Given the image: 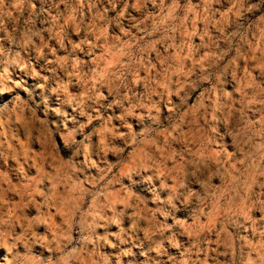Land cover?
<instances>
[{"label": "clouds", "instance_id": "obj_1", "mask_svg": "<svg viewBox=\"0 0 264 264\" xmlns=\"http://www.w3.org/2000/svg\"><path fill=\"white\" fill-rule=\"evenodd\" d=\"M13 187L0 264H264V0H0Z\"/></svg>", "mask_w": 264, "mask_h": 264}, {"label": "rangeland", "instance_id": "obj_2", "mask_svg": "<svg viewBox=\"0 0 264 264\" xmlns=\"http://www.w3.org/2000/svg\"><path fill=\"white\" fill-rule=\"evenodd\" d=\"M135 14V13H134ZM114 15V13H113ZM40 71L41 72H44L45 69L44 68H40ZM18 75H23L22 73L18 74ZM24 79H27L29 81V87H31L33 84L35 83H39L38 80H33L31 77H28V76H24ZM17 91H20L19 89ZM34 91H37L39 93V90L38 89H34ZM50 96L52 95V93L49 91L48 93ZM24 95L26 96L27 94L24 93ZM39 98V96H38ZM52 105L54 107L56 106H61V107H67L66 105H62L61 104V98L58 97V96H53L52 98V101H51ZM69 112L72 113V115H77V113L71 109L70 107L68 108ZM51 117L53 120H58V119H62V117H59L56 115L55 112H52L51 113ZM78 119H82L81 117H77ZM53 127H55V124L52 125ZM58 139L60 140V144H61V147H63V138L62 137H58ZM36 146L40 149L39 153H33V158H32V171L34 173L38 172V168H37V159H40V160H43V158L45 156L49 157L50 158V164H49V167H51L52 164L55 163L56 161V156L53 155V149L55 148V144H52L50 143V139L47 135V130L46 128H43L42 126V129H38L37 132H36ZM132 149H129V155L131 156L132 155ZM65 156L69 155L67 149H65ZM11 163L15 164V161H12ZM16 167H19V165H16ZM141 191H144V187L141 186ZM12 195L15 196V201L12 202V203H5L3 205H0V207H3V210L5 212V214L8 216V218L10 219H14L16 222H17V227L19 228V221H20V217L19 216H16L14 215V211L16 209V206H17V203L19 200H20V196L19 195H16V189L15 187H13L12 189ZM37 199H39L37 197ZM33 212H34V207H33ZM183 215V213L181 214ZM255 215L259 216L260 213H256ZM180 229H183V224H181L179 226ZM245 235H248L251 239H253L255 242L259 243V238L257 236H255L253 233H250V232H245ZM213 239H217V237H213ZM216 245L214 244L213 247H215ZM108 251L110 252H113V253H117V250L115 249H108ZM137 252V258L140 260V261H143L144 260V257L141 253V250L139 248H137L135 250ZM174 254H177L178 253L176 252L175 249H172L171 250ZM127 259V258H125Z\"/></svg>", "mask_w": 264, "mask_h": 264}]
</instances>
